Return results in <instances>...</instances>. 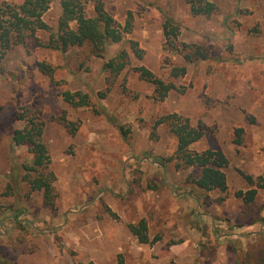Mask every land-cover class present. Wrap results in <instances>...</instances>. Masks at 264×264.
<instances>
[{"label": "rangeland", "instance_id": "obj_1", "mask_svg": "<svg viewBox=\"0 0 264 264\" xmlns=\"http://www.w3.org/2000/svg\"><path fill=\"white\" fill-rule=\"evenodd\" d=\"M210 1L217 9L206 16L193 15L186 0H105L118 24L128 19L132 29L97 54L88 44L65 52L47 46L62 14L61 0H53L43 15L49 29L6 53L0 264H115L119 254L126 264H264V0ZM85 10L94 16L93 2ZM166 16L180 24L173 45L163 32ZM183 42L204 46L209 58L188 64ZM122 51L125 68H106ZM141 65L174 84L164 100L135 70ZM183 65L186 75L174 78L172 67ZM66 91L87 94L88 104L68 103ZM36 111L55 175L52 203L32 189L29 146L12 137ZM171 113L203 129L190 149L227 156L226 191L194 184L200 169L182 165L176 136L156 124ZM253 188L252 201L237 195ZM141 219L152 243H140L128 227Z\"/></svg>", "mask_w": 264, "mask_h": 264}, {"label": "trees", "instance_id": "obj_2", "mask_svg": "<svg viewBox=\"0 0 264 264\" xmlns=\"http://www.w3.org/2000/svg\"><path fill=\"white\" fill-rule=\"evenodd\" d=\"M53 0H23L21 4L0 5V75L3 73V60L6 53L15 45L25 43L28 36H33L39 30L49 29L48 24L43 20L44 13L49 9ZM87 2L94 4V16L86 14L85 5ZM193 15L213 14L217 7L210 0H186ZM62 14L58 19V28L50 34L48 47L59 49L63 52L73 46L90 45L97 53H101L108 41L120 42L125 33H130L132 29L131 22L127 19L124 26L116 21L113 14L107 9L105 0H61ZM71 22L75 27H71ZM180 31V24L172 17L166 16L163 23V32L166 41L173 45L177 40ZM135 42L132 47L139 54ZM184 59L188 64L204 61L209 58L207 49L204 46L196 44L181 43ZM179 48V47H178ZM126 51L119 53L116 59L109 60L105 67L110 71L120 72L128 64L126 61ZM119 60V61H118ZM135 70L139 76L150 83L154 88V98L164 100L172 89L174 84L166 82L157 77L150 69L141 65L136 66ZM187 67L173 66L171 75L174 78L186 75ZM184 93L186 87L180 89ZM64 99L68 103L78 106L88 104V95L81 92L66 91ZM79 97V98H77ZM27 119V124L22 129H15L13 132V141L17 145L27 144L33 153L32 165L28 166L29 171L35 173L31 180L32 189L43 190L45 201L52 203L54 197L53 182L55 175L53 171L48 170L50 155L46 143L43 141L44 121L39 112ZM167 124L171 132L177 138L176 155L182 161L183 166H193L200 169V176L193 179L194 184L205 191L228 189L227 176L224 168L229 165V159L221 150L206 149L202 152L190 149V145L200 140L204 131L202 128L192 126L187 118L178 113L165 115L157 120L156 124ZM243 129L238 128L235 131V144L241 143ZM245 177L252 183V178ZM255 188L247 192L239 191L238 196L246 201H252L256 196ZM1 208V207H0ZM130 231L137 237L140 243H152L148 236V224L145 219L138 223L128 224ZM115 264H126L122 254L117 256Z\"/></svg>", "mask_w": 264, "mask_h": 264}]
</instances>
